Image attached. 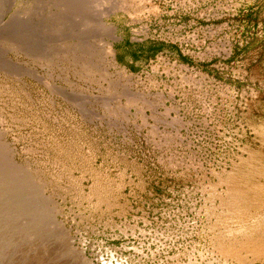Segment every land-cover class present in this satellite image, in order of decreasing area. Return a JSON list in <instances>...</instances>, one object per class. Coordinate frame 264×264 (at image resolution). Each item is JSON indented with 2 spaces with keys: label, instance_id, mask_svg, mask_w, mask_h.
I'll use <instances>...</instances> for the list:
<instances>
[{
  "label": "rangeland",
  "instance_id": "rangeland-1",
  "mask_svg": "<svg viewBox=\"0 0 264 264\" xmlns=\"http://www.w3.org/2000/svg\"><path fill=\"white\" fill-rule=\"evenodd\" d=\"M263 194L264 0H0V264H264Z\"/></svg>",
  "mask_w": 264,
  "mask_h": 264
},
{
  "label": "crops",
  "instance_id": "crops-1",
  "mask_svg": "<svg viewBox=\"0 0 264 264\" xmlns=\"http://www.w3.org/2000/svg\"><path fill=\"white\" fill-rule=\"evenodd\" d=\"M141 40L135 43L121 39V43L115 49V60L119 67L130 72L139 71L143 63L142 61L148 53H153L154 50L155 52L162 50L158 44L153 43L150 45V43H143ZM149 49H151L150 52H148Z\"/></svg>",
  "mask_w": 264,
  "mask_h": 264
},
{
  "label": "bare ground",
  "instance_id": "bare-ground-1",
  "mask_svg": "<svg viewBox=\"0 0 264 264\" xmlns=\"http://www.w3.org/2000/svg\"><path fill=\"white\" fill-rule=\"evenodd\" d=\"M108 51H109V52H105V53H109V54L112 56V50H108ZM106 56H107V55H106ZM112 58H113V56H112ZM158 96H159V95H158ZM161 97H162V95L160 94V99H161ZM253 161H254V160H253ZM233 177H234V176H233ZM232 179H233V178H232ZM237 183H238V182H237ZM248 185H250V183H249ZM237 187H238V186H237ZM255 187H256V186H255ZM260 187H261V186H260ZM262 187H263V186H262ZM232 188H234V187H232ZM241 188H242V187H241ZM252 188H253V187H252ZM258 188H259V187H258ZM234 189H235V188H234ZM234 189H232V191H233ZM253 189H254V188H253ZM259 189H260V188H259ZM241 190H242V189H241ZM247 190H248V189H247ZM249 190H250V189H249ZM255 191H256V190H255ZM260 191H261V189H260ZM252 192H253V190H252ZM257 192H258V191H257ZM239 193H240V191H239ZM261 193H262V192H261ZM97 194H98V193H97ZM253 194H254V193H253ZM241 195H242V194H241ZM241 195H240V196H241ZM244 195H246V193H245ZM261 195H262V194H261ZM263 195H264V194H263ZM247 197H248V196H247ZM247 197H246V198H247ZM249 197H250V195H249ZM236 198H237V197H236ZM238 198H239V197H238ZM241 198H243V197H241ZM256 198H258V197L256 196ZM260 198H261V197H260ZM243 199H244V198H243ZM243 199H242V200H243ZM233 200H234V199H233ZM240 200H241V199H240ZM260 201H261V200H260ZM254 202H255V201H254ZM228 203H230V202H228ZM235 203H236V202H235ZM235 203H233V204H235ZM258 203H259V200L257 201V203H253V205H254L253 207L258 206ZM260 203H261V202H260ZM229 205H230V204H229ZM231 205H232V203H231ZM231 205H230V206H231ZM259 205H260V204H259ZM237 206H238V205H237ZM261 207L263 208V209H262L263 213H262L260 210H259V211L261 212L260 214L262 215V214H264V200L262 201L261 206H259L258 208L255 207V210H256V209L258 210V209H260ZM230 209H231V208H230ZM235 209H236V208H235ZM259 211H258V212H259ZM260 214H258V215L261 216ZM255 215H257V214H255ZM257 217H258V216H257ZM252 221H253V223H252V224L249 223V226H247V227L255 228V227L257 226V227L259 228V227H262V226L264 225V217H262V216L260 217L259 220L256 219V218H252ZM252 221L250 220V222H252ZM255 221H256V222H255ZM238 223H239V222H238ZM243 226H244V225H243ZM251 226H252V227H251ZM244 227H245V229L247 228L246 226H244ZM242 228H243V227H242ZM243 230H244V229H243ZM249 230H250V229H249ZM256 230H258V229H256ZM233 231H234V230H233ZM252 231H253V230H251V232H252ZM239 232H240V231H239ZM257 232H258V231H257ZM230 233H231V232H230ZM232 233H233V232H232ZM255 233H256V232H255ZM242 234H243V233H242ZM250 234H251V233H250ZM253 234H254V233L252 232V235H250V236L246 235V237H245V235H244V237H245L246 239L248 238V240L245 239V240L248 241V242H243V244H241L242 242H241L240 239H239L238 242H241V243H239V244H241L240 247H239L238 245H236V246L234 245V244H236V242H235V240H234V244H233V245H234L235 247H233V248H234V249H235V248H238V247L241 248V246H242L243 248H245L244 246L249 247V246L253 245L254 242H255V244H256L257 241H255V240L252 239V238H254V237H252ZM237 235H238V233H237ZM256 235H257V234H256ZM234 237H235V236H234ZM251 237H252V238H251ZM228 238H229V237H228ZM230 238H231V237H230ZM249 238H250V239H249ZM256 238H257V237H256ZM245 243H246V244H245ZM259 243H260V242H259ZM218 244H219V243H218ZM229 244H230V243H229ZM255 244H254L253 247L256 248V246H258V244H257V245H255ZM260 244H261V246H262V245H264V242H262V243H260ZM237 246H238V247H237ZM259 246H260V245H259ZM230 247H231V246H230ZM263 247H264V246H263ZM231 248H232V247H231ZM233 248L229 250V253H230L231 251H234ZM239 248H238V249H239ZM257 248H258V247H257ZM261 248H262V247H261ZM218 249H221V251H222L223 248L221 247V248H218ZM225 249H226V248H225ZM249 249H250V251H251L252 248H249ZM253 249H254V248H253ZM253 249H252L251 253L253 254L254 257H262V258L264 257V251H263V250H260L259 248H258V249H254V250H253ZM263 249H264V248H263ZM227 250H228V249H227ZM223 251H224V250H223ZM235 251H236V250H235ZM237 251H239V250H237ZM260 251H261V252H260ZM226 252H227V251H226ZM239 252H240V251H239ZM229 253H228V255H229ZM232 254H233V252H232ZM235 255H236V254H235ZM236 256H238V254H237Z\"/></svg>",
  "mask_w": 264,
  "mask_h": 264
},
{
  "label": "trees",
  "instance_id": "trees-1",
  "mask_svg": "<svg viewBox=\"0 0 264 264\" xmlns=\"http://www.w3.org/2000/svg\"><path fill=\"white\" fill-rule=\"evenodd\" d=\"M159 50V49H158ZM155 51V50H154Z\"/></svg>",
  "mask_w": 264,
  "mask_h": 264
}]
</instances>
